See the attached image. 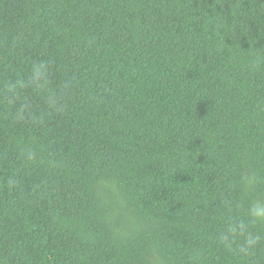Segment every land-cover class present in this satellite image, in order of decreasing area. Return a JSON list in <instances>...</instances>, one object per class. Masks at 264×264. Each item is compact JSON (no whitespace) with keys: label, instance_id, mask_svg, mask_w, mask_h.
<instances>
[{"label":"trees","instance_id":"1","mask_svg":"<svg viewBox=\"0 0 264 264\" xmlns=\"http://www.w3.org/2000/svg\"><path fill=\"white\" fill-rule=\"evenodd\" d=\"M257 202L264 0H0V264H264Z\"/></svg>","mask_w":264,"mask_h":264},{"label":"clouds","instance_id":"2","mask_svg":"<svg viewBox=\"0 0 264 264\" xmlns=\"http://www.w3.org/2000/svg\"><path fill=\"white\" fill-rule=\"evenodd\" d=\"M45 66L40 65L34 69V77L40 80L44 74ZM247 221L230 224L223 234L219 237V242L228 249L237 246L240 253L245 255L253 251L262 241L264 235L249 231V224L264 221V202L254 203L246 212ZM242 241V242H241Z\"/></svg>","mask_w":264,"mask_h":264}]
</instances>
